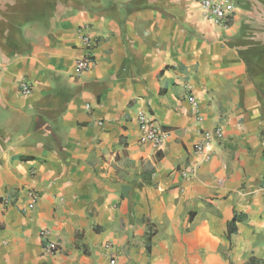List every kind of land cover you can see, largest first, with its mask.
Listing matches in <instances>:
<instances>
[{
  "label": "crops",
  "instance_id": "crops-1",
  "mask_svg": "<svg viewBox=\"0 0 264 264\" xmlns=\"http://www.w3.org/2000/svg\"><path fill=\"white\" fill-rule=\"evenodd\" d=\"M221 1L226 27L193 0H82L0 64V264H108L107 244L117 264L264 258V0ZM83 34L94 65L75 75ZM139 111L160 147L139 142Z\"/></svg>",
  "mask_w": 264,
  "mask_h": 264
},
{
  "label": "built area",
  "instance_id": "built-area-1",
  "mask_svg": "<svg viewBox=\"0 0 264 264\" xmlns=\"http://www.w3.org/2000/svg\"><path fill=\"white\" fill-rule=\"evenodd\" d=\"M196 2L208 20L220 27H226L229 22V13L232 11L231 5L224 4L221 0H193ZM81 40L86 49V54L75 61L74 73L80 75L94 65V59L91 51L97 44V40L90 38L88 35L83 34ZM18 91L22 96H28L32 92V85L25 79H21L18 82ZM193 106L196 104L193 101ZM89 109V105L86 107ZM201 117L197 114V121H200ZM138 138L141 144H151L153 147H160L167 138V134L157 125L153 116L149 113L139 111L136 115ZM222 138V131L220 128H216L213 131H202L200 139L193 146V152L197 154H204L212 143ZM184 176H187L185 174ZM38 193L36 191H29L27 202L20 205L21 210L30 211L37 203ZM8 202L3 201L2 205H7ZM40 238L42 240V256L53 257L58 253V245L52 241L48 236L47 230L40 232ZM105 249L111 252V257L108 264H117L115 257L113 256V248L111 245H105Z\"/></svg>",
  "mask_w": 264,
  "mask_h": 264
},
{
  "label": "rangeland",
  "instance_id": "rangeland-1",
  "mask_svg": "<svg viewBox=\"0 0 264 264\" xmlns=\"http://www.w3.org/2000/svg\"><path fill=\"white\" fill-rule=\"evenodd\" d=\"M82 0H0V64L21 57L40 43L60 17L78 10Z\"/></svg>",
  "mask_w": 264,
  "mask_h": 264
},
{
  "label": "trees",
  "instance_id": "trees-1",
  "mask_svg": "<svg viewBox=\"0 0 264 264\" xmlns=\"http://www.w3.org/2000/svg\"><path fill=\"white\" fill-rule=\"evenodd\" d=\"M237 219V216H235L231 221V224H233ZM244 264H264V258L250 257Z\"/></svg>",
  "mask_w": 264,
  "mask_h": 264
}]
</instances>
